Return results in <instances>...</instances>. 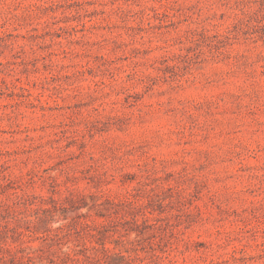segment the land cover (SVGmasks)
Segmentation results:
<instances>
[{
    "label": "rangeland",
    "instance_id": "1",
    "mask_svg": "<svg viewBox=\"0 0 264 264\" xmlns=\"http://www.w3.org/2000/svg\"><path fill=\"white\" fill-rule=\"evenodd\" d=\"M0 264H264V0H0Z\"/></svg>",
    "mask_w": 264,
    "mask_h": 264
}]
</instances>
